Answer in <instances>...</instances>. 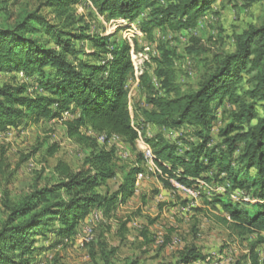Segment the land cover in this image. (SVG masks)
<instances>
[{
  "label": "trees",
  "instance_id": "obj_1",
  "mask_svg": "<svg viewBox=\"0 0 264 264\" xmlns=\"http://www.w3.org/2000/svg\"><path fill=\"white\" fill-rule=\"evenodd\" d=\"M87 1L107 21L132 23L144 15L138 31L152 41L155 29L176 33L195 28L217 0ZM78 3L47 0L44 6L54 14L55 23L36 10L13 26L0 28V73L23 74L36 84L32 94L24 84L0 85V130L56 120L65 128L67 138L87 151L77 171L58 162L56 180L50 185L35 187L18 200L11 199L7 189L2 191L0 264H32L37 238L52 233L53 223L59 224L55 231L59 238H69L91 210L99 209L109 216L118 204L132 197L136 176L143 172L141 166L122 176L115 193L101 194L98 188L115 178V153L99 148L82 133L83 128L119 136L131 150H135L136 141L140 142L150 151L158 178L166 188H171V180L193 190H197L198 180L228 182V189L214 192L207 204L219 206L228 218L221 221L239 236L263 234L264 24L240 32L234 50L214 58L193 92H184L177 85L174 54L165 48H159L155 60V76L163 96H155L147 73L141 66L134 67V74L141 76L146 102L152 107L141 113L144 124L194 129L199 143L178 155L176 146L160 137L148 140L143 135V140L134 128L125 87L132 74L131 46L125 41L109 44L113 35L91 36L76 27L82 22L73 9ZM81 41L89 42L90 52L78 49L76 43ZM134 51H138L137 46ZM187 52L196 50L191 47ZM244 81L250 86L246 90L241 86ZM224 105L231 110L227 123L218 130L221 141L209 147L215 114ZM64 113L76 117L63 120ZM56 152L55 145L47 148L49 157ZM136 158L137 164L143 162L140 153ZM0 170L10 185L13 172L3 160ZM208 171H214V178L204 175ZM239 190L249 200L233 202L230 196ZM203 260L201 252L190 247L172 264Z\"/></svg>",
  "mask_w": 264,
  "mask_h": 264
},
{
  "label": "rangeland",
  "instance_id": "obj_2",
  "mask_svg": "<svg viewBox=\"0 0 264 264\" xmlns=\"http://www.w3.org/2000/svg\"><path fill=\"white\" fill-rule=\"evenodd\" d=\"M46 1L0 0V28L11 27L27 13L36 10L55 23L54 14L44 6ZM78 1L73 9L82 22L76 27H82L91 36L113 35L109 44L125 41L131 46L132 74L128 76L125 87L134 128L142 139L143 135L148 140L160 137L166 144L176 146L178 155L199 143L194 129L144 124L141 113L152 107L146 102L141 76L134 74V67L141 66L150 79L154 95L163 96L155 76V60L159 57V48H165L174 54L172 62L177 85L184 92H193L214 58L234 50L235 37L240 32L249 26L264 24L263 0H217L195 28L176 33L155 29L153 40L148 41L138 31V23L144 15L132 23L107 21L87 0ZM76 45L78 49L90 52L88 41L77 42ZM135 46L137 52L134 51ZM191 47L196 53L188 54ZM3 84L27 85L31 94L36 88L34 80L23 74L2 72L0 85ZM241 86L244 90L250 87L245 81ZM230 110L227 105L217 110L209 147L220 143L218 130L227 123ZM74 117L76 115L69 113L62 115L63 120ZM81 131L99 148L112 149L115 153V178L98 188L101 194L115 193L122 176L132 168L141 166L142 176L140 179V174L136 176L130 199L118 204L109 216L102 210H91L72 237L59 238L55 233L59 224L53 223L52 233L37 238L32 264H172L180 252L190 247H196L205 257V260L192 264H253L254 261L264 264V243H259L260 238L264 239V233L239 236L221 221L226 217L221 208L207 204L214 192L228 189V182L220 184L198 180L197 190L186 188L190 193H185L180 190V184L171 180V188H166L158 178L159 172L152 158L145 160L143 152H140L139 145L148 151L140 142L136 141L135 150H131L119 136H107L87 128ZM53 145L57 152L49 157L47 148ZM138 153L142 155L141 164L136 163ZM86 154L84 147L67 138L65 128L56 120L0 130V161L9 165L13 172L10 185H7L0 170V199L4 189L9 191L11 199L18 200L35 187L50 185L56 180L54 169L58 162H65L77 171ZM204 175L214 178V171ZM230 198L233 202L249 200V196L240 190L233 192ZM2 212L0 206V221Z\"/></svg>",
  "mask_w": 264,
  "mask_h": 264
},
{
  "label": "built area",
  "instance_id": "obj_3",
  "mask_svg": "<svg viewBox=\"0 0 264 264\" xmlns=\"http://www.w3.org/2000/svg\"><path fill=\"white\" fill-rule=\"evenodd\" d=\"M139 145V144H138ZM139 149H140V152H145V150L143 149V148H141L140 147V145H139ZM145 154L147 155V157H148V153L147 152H145ZM141 174L139 175V179L141 178ZM180 190L181 191H183V192H185V193H190L186 188H184V186H181L180 185Z\"/></svg>",
  "mask_w": 264,
  "mask_h": 264
},
{
  "label": "bare ground",
  "instance_id": "obj_4",
  "mask_svg": "<svg viewBox=\"0 0 264 264\" xmlns=\"http://www.w3.org/2000/svg\"><path fill=\"white\" fill-rule=\"evenodd\" d=\"M145 152L148 153V157H147V155L145 154ZM145 152H143L144 159H145V160H150V159H151V155H150V153H149L147 150H145Z\"/></svg>",
  "mask_w": 264,
  "mask_h": 264
}]
</instances>
